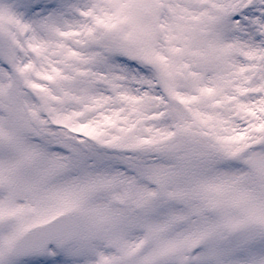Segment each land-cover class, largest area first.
I'll return each instance as SVG.
<instances>
[{
  "label": "snow or ice",
  "instance_id": "6c2138e0",
  "mask_svg": "<svg viewBox=\"0 0 264 264\" xmlns=\"http://www.w3.org/2000/svg\"><path fill=\"white\" fill-rule=\"evenodd\" d=\"M0 264H264V0H0Z\"/></svg>",
  "mask_w": 264,
  "mask_h": 264
}]
</instances>
